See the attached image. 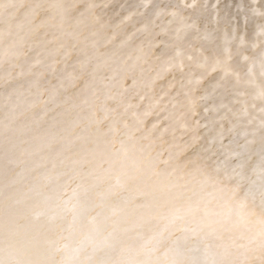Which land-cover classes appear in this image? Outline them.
<instances>
[{"label":"bare ground","instance_id":"6f19581e","mask_svg":"<svg viewBox=\"0 0 264 264\" xmlns=\"http://www.w3.org/2000/svg\"><path fill=\"white\" fill-rule=\"evenodd\" d=\"M16 2L23 7L14 21L0 19V32H5L11 23L20 35L26 33L29 27L30 0ZM132 3V0H115L114 4L105 9L108 22L114 27L122 16L127 15V10L134 8ZM177 7L179 0L155 1L144 16L136 18L135 26L126 25L124 32L131 34L144 23L150 24L159 8ZM226 11L231 13L232 10L226 8ZM191 14L199 17L201 27L210 19L207 14L191 13V10L185 12V15ZM253 31L254 26H250V36ZM137 37V43L144 39L139 33ZM156 39L168 38L157 36ZM184 46L189 48V54L194 57L198 54L196 49L204 51V55L213 60L223 56L219 41L213 45L201 44L195 40L194 34H189ZM54 49V45L32 38L28 39L18 57L9 59L10 53L6 50L0 52L3 57L0 59V120L8 111L7 97L14 88L27 95L28 82L35 78L30 71L33 74L45 72L42 82L47 87L59 84L63 63L57 65L56 73L47 70L44 65H35L37 58L44 60L45 65L51 64L53 57L50 52ZM162 51L163 45L155 49L156 54ZM255 51L258 52L259 49ZM243 55L253 58V51L249 50ZM55 58L61 60V57ZM75 59L73 54L69 63L75 62ZM253 59L254 62L243 61L242 55L234 52L227 66L221 64L215 71L200 78L194 89L195 97H207L206 100L200 101L193 117L194 121H199L200 126L195 134L200 137V141L194 147L178 154L181 169H178L170 180L156 177L149 171L141 180L113 190L112 182L96 178L101 172L97 164L102 165L103 169L109 168L106 159L93 161L91 157L85 158V154L78 147L61 151L58 146H41L30 141L21 143L19 149L12 154L11 159L15 161L12 164L2 158L3 150L0 149V208L13 203L17 209L38 206L43 212L41 227L31 228L29 220L22 216L19 217V222L26 225L38 238L57 241L63 245L65 253L70 254L74 261L78 255L79 258L87 255L90 261L104 258L109 252L105 241H111L113 237L118 238V247H124L133 240L138 246L143 242L141 236L156 237L161 241L158 245L161 252L197 244V235L177 230V226L180 229L195 228L196 220L192 215L171 226L167 224L165 217L175 209H195L197 205L201 208L214 207L217 204L213 188L202 186L206 177L204 173H207V177L220 181L222 186L232 187L234 182L227 180L223 172L216 173L218 165L223 164L229 171L242 165L244 172L252 180L258 179L264 172V69L260 66L258 56ZM188 70L185 68L184 71ZM192 71L196 69L193 68ZM21 72L24 73L23 76L20 75ZM182 79L185 77L180 72L163 73L156 79L157 91L164 89L170 95L176 96L180 92L176 81ZM131 84V79L126 81L127 86ZM21 85H24V88H20ZM82 86V81L75 86H69L66 94L78 92ZM153 123H156L155 119L149 117L145 126L151 127ZM166 127L167 122L160 125L161 129ZM76 134H81L79 129ZM177 136L174 142L176 144L182 145L191 139V134L181 137L178 133ZM164 139L173 142L170 133H165ZM210 141H214L212 150L205 151L209 148ZM174 151L178 152V149ZM192 161H195V164ZM197 166L202 172L196 171ZM8 169L11 171H7ZM170 183H177L179 187L161 191L162 184ZM243 191L242 188L241 192ZM199 215L200 213H197L196 218ZM81 249L84 251L81 252Z\"/></svg>","mask_w":264,"mask_h":264},{"label":"clouds","instance_id":"9594fccd","mask_svg":"<svg viewBox=\"0 0 264 264\" xmlns=\"http://www.w3.org/2000/svg\"><path fill=\"white\" fill-rule=\"evenodd\" d=\"M114 2L30 0V23L26 33L20 35L13 28L0 32V52L6 50L10 53L9 59L18 57L28 39L32 38L52 44L55 48L63 44L64 51H70L71 55L61 56L60 63L64 64L61 72L65 69L79 72V60L85 55L91 56L92 63L84 70L81 81L84 87L94 75L97 94L81 95L80 90L73 93L80 106L77 112L85 118L98 113L109 123L115 121L119 131L111 150L121 152L130 164H142L148 170L173 173L181 169L178 154L172 148L179 133H174L171 126L172 101L177 95H170L164 89L157 91L156 79L163 75L165 64H172V71L185 77L176 81L180 87L179 98L184 100L187 93L199 106L201 100L207 99L195 97L194 89L200 78L215 71L221 64L227 66L234 52L248 62H254L253 58L258 56L264 69V0H179V7L157 9L150 24L144 23L131 34L124 32L125 26H135L136 18L144 16L155 0H138V6L127 10V15L122 16L113 27L106 18L105 9ZM226 8L231 9V13ZM189 10L191 13L207 14L210 19L201 27L199 17L185 15ZM250 26H254L251 36ZM137 33L144 37L139 43ZM189 34H194L195 40L201 44L213 45L219 41L223 52L221 59L213 60L200 49H196L198 54L195 57L190 55L189 48L184 46ZM49 36L51 39L46 40ZM157 36L168 39L157 40ZM93 42H96L95 48L92 47ZM160 45H163L164 51L156 54L155 49ZM256 49L259 51L256 52ZM249 50L253 51V58L243 55ZM73 54L75 62L69 63ZM185 68L189 70L185 72ZM193 68L196 71H192ZM129 79L132 84L127 86ZM149 117H153L156 123L146 127ZM164 122H167V132L165 128H160ZM165 133L172 135L173 142L164 139ZM213 144L214 141H210L205 151H211ZM192 163L195 164V161ZM215 171L223 172L227 180L234 182V186H222L214 177H205L202 186L213 188L217 204L223 203L224 198L236 201L247 197L250 214L249 223L234 233L238 246L232 247V255L227 259L234 264H264V244L256 224L257 217L264 214V172L258 179L252 180L242 165L229 171L221 164ZM9 205L0 208V264H89V256L79 258L78 255L74 261L57 241L33 235L26 225L19 222V217L15 221L10 220ZM11 205L15 206L14 203ZM177 230H180L179 226ZM195 235L199 242L191 247H176L163 252L159 247L140 251L133 240L123 247L126 249L123 254L115 251L112 256L123 264H212L216 259L210 248L213 241L206 240L202 233Z\"/></svg>","mask_w":264,"mask_h":264},{"label":"snow or ice","instance_id":"6c2138e0","mask_svg":"<svg viewBox=\"0 0 264 264\" xmlns=\"http://www.w3.org/2000/svg\"><path fill=\"white\" fill-rule=\"evenodd\" d=\"M21 7L23 5L18 4L16 0H0V19L14 21ZM8 28H13V25L9 23ZM64 47L63 44L58 45L50 52L53 57L51 64L45 65L44 60L37 58L35 65H44L47 70L56 73L57 65L61 61L55 57L71 55L70 51L67 53L64 51ZM92 47H96V42H93ZM79 63L81 65L80 71L68 72L65 69L58 85L47 87L42 82L45 72L33 74L30 71V74L34 75L35 78L28 82L27 95L17 88L13 89L7 97L9 103L6 107L8 111L0 120L2 158L7 159L8 164L14 163L15 161L11 159L12 154L19 149L21 143L30 141L41 146H58L61 151H70L74 147H78L85 154V158L91 157L93 161L106 159L109 168L103 169L102 165L97 164L101 172L96 178L98 180L107 179L112 182L113 190H119L130 182L141 180L149 171L156 177H165L170 180L178 169L173 173L148 170L142 164H130L121 152L111 150V145L114 144L119 131L115 121L109 123L106 119H101L98 113H93L90 117L85 118L77 112L80 107L76 103L77 97L66 93L69 86H75L82 80L84 70L92 63V57L85 55L79 60ZM173 67L172 64H165L163 72H170ZM20 75L23 76L24 73L21 72ZM225 75H227V71H225ZM94 80L93 75V79L80 88L81 95L91 94L95 96L97 94ZM20 88H24V85H21ZM184 96L185 99L181 100L178 93L172 101L171 126L174 133L179 132L181 137L191 134V139L182 145L173 143L172 148L178 149L176 154L194 147L200 141V137L195 134L200 126L199 121L193 120L197 113V101L188 96L187 93ZM77 129L80 130L81 134H76ZM164 131L167 132L168 129L165 128ZM25 137L27 139H23ZM92 145L95 147H91ZM123 151L126 153V149ZM7 171H11V169ZM196 171L202 172V169L197 166ZM4 174L7 175V172ZM204 175L207 177V173ZM175 187H179V185L177 183L162 184L161 191H170ZM9 208L10 220L15 221L17 217L22 216L29 220L31 228L38 229L41 227L43 212L38 206L17 209L16 206L10 204ZM197 213H200L198 218H196ZM188 215H192L196 220V227H185L180 230L193 234L202 233L206 240L213 241L210 248L216 259L212 261V264H234L227 257L232 255V247L238 246L234 233L249 223L250 214L247 197L236 201L224 198L223 203H218L214 207L201 208L197 205L195 209H175L170 211L165 219L167 224L171 226L176 225L178 221H184ZM256 224L259 227L260 239L264 244V214L257 217ZM140 239L143 241L137 246L140 251L154 250L161 243L156 237L144 238L141 236ZM118 243L119 240L116 237H113L111 241L106 240L105 247L109 249V252L105 254L104 258L90 261L89 264H123L122 261L112 256V252L119 251L120 254H123L126 251L123 247H118ZM148 245L151 247L149 248Z\"/></svg>","mask_w":264,"mask_h":264},{"label":"rangeland","instance_id":"374dc122","mask_svg":"<svg viewBox=\"0 0 264 264\" xmlns=\"http://www.w3.org/2000/svg\"><path fill=\"white\" fill-rule=\"evenodd\" d=\"M133 1V5H134V8L138 6V0H132ZM155 1H167V0H155Z\"/></svg>","mask_w":264,"mask_h":264}]
</instances>
